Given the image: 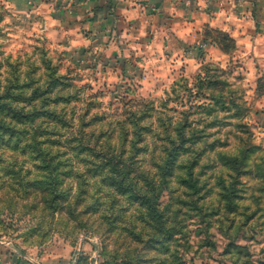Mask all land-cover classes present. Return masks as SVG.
Returning a JSON list of instances; mask_svg holds the SVG:
<instances>
[{"label": "rangeland", "instance_id": "obj_1", "mask_svg": "<svg viewBox=\"0 0 264 264\" xmlns=\"http://www.w3.org/2000/svg\"><path fill=\"white\" fill-rule=\"evenodd\" d=\"M6 2L0 264H264V59L82 58Z\"/></svg>", "mask_w": 264, "mask_h": 264}, {"label": "crops", "instance_id": "obj_2", "mask_svg": "<svg viewBox=\"0 0 264 264\" xmlns=\"http://www.w3.org/2000/svg\"><path fill=\"white\" fill-rule=\"evenodd\" d=\"M6 5L19 29L77 50L82 46L77 51L82 58L146 56L176 64L196 56L190 47L205 44L206 61L230 59L205 36L208 27L228 33L236 42L233 59L250 69L264 59V0H7Z\"/></svg>", "mask_w": 264, "mask_h": 264}, {"label": "trees", "instance_id": "obj_3", "mask_svg": "<svg viewBox=\"0 0 264 264\" xmlns=\"http://www.w3.org/2000/svg\"><path fill=\"white\" fill-rule=\"evenodd\" d=\"M205 36L210 38L223 52L228 55H233L236 50L235 40L226 32L207 27L205 29ZM228 43L231 44L230 47Z\"/></svg>", "mask_w": 264, "mask_h": 264}, {"label": "built area", "instance_id": "obj_4", "mask_svg": "<svg viewBox=\"0 0 264 264\" xmlns=\"http://www.w3.org/2000/svg\"><path fill=\"white\" fill-rule=\"evenodd\" d=\"M205 46H206V45H205V44H203V45H201V48L203 49Z\"/></svg>", "mask_w": 264, "mask_h": 264}]
</instances>
